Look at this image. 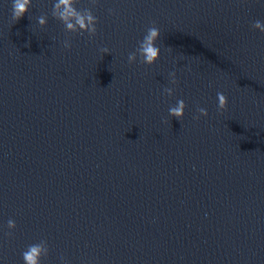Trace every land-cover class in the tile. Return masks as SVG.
Segmentation results:
<instances>
[{"label": "water", "instance_id": "obj_1", "mask_svg": "<svg viewBox=\"0 0 264 264\" xmlns=\"http://www.w3.org/2000/svg\"><path fill=\"white\" fill-rule=\"evenodd\" d=\"M52 4L0 0V264L41 239L42 264H264V0H98L91 39ZM152 24L159 61L129 65Z\"/></svg>", "mask_w": 264, "mask_h": 264}, {"label": "clouds", "instance_id": "obj_2", "mask_svg": "<svg viewBox=\"0 0 264 264\" xmlns=\"http://www.w3.org/2000/svg\"><path fill=\"white\" fill-rule=\"evenodd\" d=\"M79 0H53L51 17L63 24L65 32L73 35L87 34L89 39L97 35L98 19L93 13V9L97 6L98 0H88L90 7L77 8ZM32 7V0H11V21L13 25L21 20L26 14L29 13ZM109 14H113L114 10L109 9ZM31 17H29V20ZM37 23L41 29L46 28L48 22V16L42 14L36 17ZM253 30L259 31L261 35H264V22L260 20L253 21L251 25ZM160 30L152 24L147 28L143 39L139 42L137 49L134 52H130L127 56V62L129 65H134L139 62L141 65L148 67L154 66L160 59V47L157 46V41L160 38ZM26 47L28 45H25ZM63 47L70 50L72 47L71 39L65 38L63 41ZM101 60L104 55L111 54L109 48L102 47L99 49ZM168 51L171 52L172 48L168 47ZM139 58V60H138ZM183 58V57H182ZM175 63V62H174ZM191 70L190 68L188 69ZM169 84L172 87H164L162 89V95L172 97L175 92V86L178 85L176 71L168 73ZM217 110L223 113L228 108V99L223 92H217ZM187 105L183 99H178L175 105H171L168 108V114L171 118H175L180 123L184 119L185 109ZM198 115L193 119L199 120L201 117L207 118L209 113L207 109L203 107H197ZM164 124H169L170 121L165 119L162 121ZM7 227L10 230L7 235L11 236L12 232L16 229L17 225L15 220L9 219ZM24 264H42L49 256V245L46 239H41L37 243L28 245V247L21 253ZM60 264H67L63 256L60 257Z\"/></svg>", "mask_w": 264, "mask_h": 264}]
</instances>
